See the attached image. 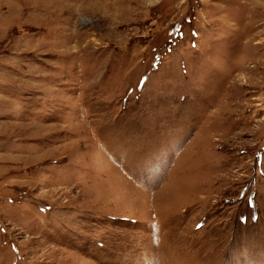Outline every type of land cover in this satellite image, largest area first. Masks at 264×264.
Returning <instances> with one entry per match:
<instances>
[{
	"label": "rangeland",
	"instance_id": "1",
	"mask_svg": "<svg viewBox=\"0 0 264 264\" xmlns=\"http://www.w3.org/2000/svg\"><path fill=\"white\" fill-rule=\"evenodd\" d=\"M0 264H264V0H0Z\"/></svg>",
	"mask_w": 264,
	"mask_h": 264
},
{
	"label": "bare ground",
	"instance_id": "2",
	"mask_svg": "<svg viewBox=\"0 0 264 264\" xmlns=\"http://www.w3.org/2000/svg\"><path fill=\"white\" fill-rule=\"evenodd\" d=\"M114 2V1H113ZM116 6V5H115ZM111 9H112V7H111ZM114 12V11H113ZM110 14V13H109ZM112 14V13H111ZM114 14V13H113Z\"/></svg>",
	"mask_w": 264,
	"mask_h": 264
}]
</instances>
